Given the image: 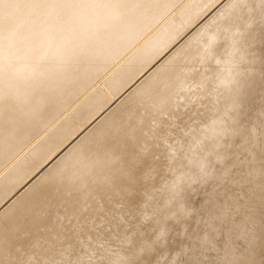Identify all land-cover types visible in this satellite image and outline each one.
Returning a JSON list of instances; mask_svg holds the SVG:
<instances>
[{
    "label": "bare ground",
    "instance_id": "1",
    "mask_svg": "<svg viewBox=\"0 0 264 264\" xmlns=\"http://www.w3.org/2000/svg\"><path fill=\"white\" fill-rule=\"evenodd\" d=\"M243 1L0 0V264L25 243V231L50 227L47 188L65 185L81 212L89 200L119 190L127 197L149 178L134 175L152 137L140 129L171 110L175 94L193 81L192 63L204 61L224 33L237 31L238 18L227 27L220 21ZM209 20L217 26L203 35ZM91 85L103 87L88 92ZM197 86L205 91L209 84ZM256 117L251 136L263 138L257 147L263 161L247 169L250 193L212 205V236L197 244L204 250L223 238L212 264H252L264 235V219L250 224L264 209V109ZM50 236H37L32 245L57 238ZM233 239L244 248L236 251ZM196 248L184 264H207Z\"/></svg>",
    "mask_w": 264,
    "mask_h": 264
},
{
    "label": "rangeland",
    "instance_id": "2",
    "mask_svg": "<svg viewBox=\"0 0 264 264\" xmlns=\"http://www.w3.org/2000/svg\"><path fill=\"white\" fill-rule=\"evenodd\" d=\"M235 17L240 21L237 31L224 33L204 61L192 63L193 81L175 94L171 110L158 116L157 125L140 129L152 137L134 175L141 178L148 172L149 178L127 197L122 190L102 194L81 212L76 210L79 198L73 191L65 194V185L47 188L44 194L51 203L45 215L50 227L25 231V243L5 264H44L42 254L48 264H112L117 258L131 259L130 264H184L199 240L212 236V205L227 197L241 201L248 196L252 177L247 169L263 161L257 150L263 138L253 140L251 130L258 132L256 115L264 109V0H244L220 23L227 27ZM216 26L209 20L203 35ZM223 78L232 82L221 86ZM201 81L208 82L207 90H199ZM102 87L92 86L88 92ZM45 131L4 168L17 162ZM263 219L264 209H259L250 224L257 227ZM44 233L57 238L34 247L31 240ZM223 243L219 236L211 247H197L196 252L212 264ZM232 245L236 251L244 248L235 239ZM252 264H264V235Z\"/></svg>",
    "mask_w": 264,
    "mask_h": 264
}]
</instances>
